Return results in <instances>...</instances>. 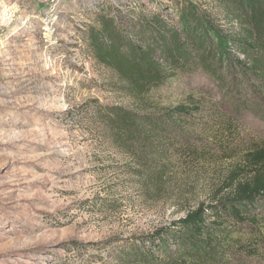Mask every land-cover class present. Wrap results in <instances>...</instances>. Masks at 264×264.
<instances>
[{"label": "rangeland", "instance_id": "rangeland-1", "mask_svg": "<svg viewBox=\"0 0 264 264\" xmlns=\"http://www.w3.org/2000/svg\"><path fill=\"white\" fill-rule=\"evenodd\" d=\"M136 1L147 0H0V264L110 262L131 237L230 196L229 174L264 142V98L234 103L200 71L154 93L166 107L202 103L207 123L191 146L203 154L165 149L161 181L144 178L151 163L87 117L90 101H133L94 58L86 32L103 6ZM257 209L258 224L241 225L256 250L240 264H264V204Z\"/></svg>", "mask_w": 264, "mask_h": 264}, {"label": "trees", "instance_id": "trees-1", "mask_svg": "<svg viewBox=\"0 0 264 264\" xmlns=\"http://www.w3.org/2000/svg\"><path fill=\"white\" fill-rule=\"evenodd\" d=\"M86 40L94 58L116 75L117 91L133 101L112 106L90 101L85 114L100 121L116 147L151 163L144 178L152 182L165 176L161 157L167 147L189 146L203 154L191 147L196 128L207 124L199 121L203 104L189 99L166 107L154 99L179 73L204 72L234 103L264 98V0L105 5L88 26ZM228 178L230 196L131 237L104 264H240L256 250L243 242L241 225L256 226L258 204H264V142L252 143Z\"/></svg>", "mask_w": 264, "mask_h": 264}]
</instances>
